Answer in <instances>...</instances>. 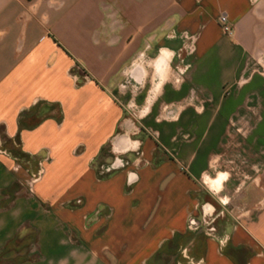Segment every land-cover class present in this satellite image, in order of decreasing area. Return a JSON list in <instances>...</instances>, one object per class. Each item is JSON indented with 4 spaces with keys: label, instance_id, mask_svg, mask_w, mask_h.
Listing matches in <instances>:
<instances>
[{
    "label": "crops",
    "instance_id": "crops-1",
    "mask_svg": "<svg viewBox=\"0 0 264 264\" xmlns=\"http://www.w3.org/2000/svg\"><path fill=\"white\" fill-rule=\"evenodd\" d=\"M255 1L0 0V244L37 239L40 264H264V168L217 236L187 226L203 184L233 194L227 172L210 175L229 147L264 159ZM139 54L168 74L147 102L127 91Z\"/></svg>",
    "mask_w": 264,
    "mask_h": 264
},
{
    "label": "rangeland",
    "instance_id": "rangeland-1",
    "mask_svg": "<svg viewBox=\"0 0 264 264\" xmlns=\"http://www.w3.org/2000/svg\"><path fill=\"white\" fill-rule=\"evenodd\" d=\"M259 1L260 0H256L255 3ZM161 54L166 56L165 52H161ZM150 56L151 57L141 55L140 57L139 54V58L137 60L134 58L133 65L130 68L131 70L130 74L134 75V78L131 79V81H129L128 83L129 89H131L132 92L129 89L127 90L128 94L138 93V95L140 96L142 95L143 99L146 100L145 102H147V99L149 98L153 88H155V86H158V90H159L160 84L168 76L166 69L163 68L164 62L157 64V62L155 63L154 61V58L156 56L155 55L154 56L150 55ZM173 60L175 65L176 57H174ZM180 78L181 77L178 76L176 72H174V84L180 83L181 80ZM127 80L130 79L127 78ZM130 107H133L135 109V110L133 109L130 112L133 113V115L135 116L136 115L138 116L143 112V111L138 112L137 107L132 105V103ZM137 116L136 118H138ZM230 129L234 130L235 126L232 125ZM249 130H250V126L245 125L242 130V133L236 132L243 141V149H247L245 145L249 138L248 137L250 133ZM6 144L7 143L5 142L3 145ZM13 144L14 147L17 146V143H13ZM10 146L11 145H9V147ZM105 149L108 150L110 149L109 143L106 145ZM239 152L240 151H238V147L232 145L231 147L228 148L227 153L223 154V157H221L216 162H214L215 166H213L212 170L210 171L211 173L210 175L213 177L218 176L220 172H227L229 178L228 180L225 181L224 186H226L227 183H230L231 186H233L232 189L234 190L233 194H229L228 190H226V187L225 189H222L220 192L214 193L213 191H210L205 186V184H203L205 192H210V195L209 193H207L209 196L208 199L210 200L207 199L206 201L203 202V204L207 203L209 205V209H210L209 211L212 212L211 217L216 218L215 220L216 226L218 225L220 219L223 220L226 219L227 217L232 216V214L235 213L234 210L238 211V206L236 205L238 202H240L239 199L241 198V196L247 193L252 194L251 192L252 186L253 188H257L255 184L260 183L259 181L260 179L258 176L260 175V173L264 168V159L259 158L258 160H254L253 162H251L252 161L251 154H240ZM126 155L127 154H121L122 158L124 159L127 158ZM116 156L117 155L115 154H102L100 157V161H103L106 158L108 159V161L110 159L113 161ZM15 157L19 161L20 166L23 167L25 170H27L29 176L32 178V173H36L38 171L39 165L37 166V168L30 169L29 167L27 168L22 164V163H26L27 160H29V158L20 154ZM28 187L30 188L31 186L27 185V188ZM26 191L28 192V190ZM235 191L238 192L237 197H235L234 195ZM244 197L245 196H243L242 198ZM224 199L227 200V202H225ZM76 203H80V201H77ZM203 204H201V209L198 212L197 217H200L203 213V208H202ZM22 226L23 225H21V227ZM39 246H40L39 240L37 239L11 238L5 240L0 244V264H40L41 260L45 258L37 253L39 250ZM182 249L183 248H181V250ZM179 254H180V250H179ZM182 257L186 259V257H184L183 255Z\"/></svg>",
    "mask_w": 264,
    "mask_h": 264
},
{
    "label": "built area",
    "instance_id": "built-area-1",
    "mask_svg": "<svg viewBox=\"0 0 264 264\" xmlns=\"http://www.w3.org/2000/svg\"><path fill=\"white\" fill-rule=\"evenodd\" d=\"M106 17L110 18L112 23L117 22L115 12L112 10L106 13ZM219 23L226 33L233 32L232 24L228 18V14L226 11H223L219 15ZM258 62L260 64V67L257 69L255 68V70H258L260 73L264 74V56L259 58ZM245 80L246 79L242 78L240 79V82H244ZM114 161H116V159ZM111 165H112L111 167L115 166V164H111ZM39 173H40V168L36 173H32V180H36L39 177ZM77 201L80 200L77 199ZM209 210H210L209 205L207 203L203 204V213L200 217L193 215L188 218V224H187L188 229L192 231H203L208 235L217 236V226L215 224L216 218L211 217L212 212ZM221 241L222 243L224 242L223 240ZM199 262L200 261H197L196 263L199 264Z\"/></svg>",
    "mask_w": 264,
    "mask_h": 264
},
{
    "label": "trees",
    "instance_id": "trees-1",
    "mask_svg": "<svg viewBox=\"0 0 264 264\" xmlns=\"http://www.w3.org/2000/svg\"><path fill=\"white\" fill-rule=\"evenodd\" d=\"M20 121H21V119H20ZM17 140L18 139L16 138L15 142H14V143H17V146H15V147L13 146L12 149H11V146H10L9 147L10 151H12V153H14L13 154L14 156H18L20 154V155H23V156H26L27 158H29L30 157L29 154H27V153L23 152L22 150H20ZM104 149L105 148L103 147L101 150H104Z\"/></svg>",
    "mask_w": 264,
    "mask_h": 264
}]
</instances>
